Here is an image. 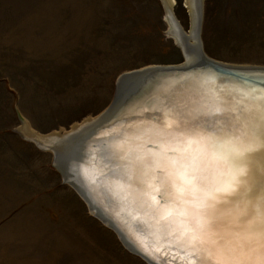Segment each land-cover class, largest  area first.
I'll list each match as a JSON object with an SVG mask.
<instances>
[{"label": "rangeland", "instance_id": "rangeland-1", "mask_svg": "<svg viewBox=\"0 0 264 264\" xmlns=\"http://www.w3.org/2000/svg\"><path fill=\"white\" fill-rule=\"evenodd\" d=\"M163 3L0 0V264H148L63 181L53 154L19 130L68 133L109 108L121 75L183 64ZM202 6L207 56L264 67V0ZM173 10L190 33L186 0Z\"/></svg>", "mask_w": 264, "mask_h": 264}, {"label": "bare ground", "instance_id": "bare-ground-1", "mask_svg": "<svg viewBox=\"0 0 264 264\" xmlns=\"http://www.w3.org/2000/svg\"><path fill=\"white\" fill-rule=\"evenodd\" d=\"M163 2L167 10L170 34L179 46H182L185 51L182 37L188 39H185L186 43H189L192 48L198 46L201 41V28H198L197 22L202 18L203 0H186L192 18V31L188 34L173 16L175 0H163ZM207 58L227 65L225 67L234 66L237 67L236 69H244L255 74L262 72L259 75L264 73V71H256L261 70L255 68L258 66L233 65L214 60L209 56ZM194 59L192 57L191 60L194 61ZM194 64L197 65L195 73L163 74L142 83L116 117L99 129L94 136L81 142L83 155L78 167L86 187L99 200L100 205L110 215V219L119 223V226L137 245L146 244L156 256L155 261L159 260L163 264L164 262L166 264H238L240 261L248 260L249 253L243 251V247H247L245 232L233 220L236 208L230 201L219 199L217 201V233L220 242L215 245L197 243L193 246L185 238L190 234L185 233L184 225L179 223V221H185L191 227L190 217L176 216L174 211L173 215L176 216L177 223L164 228L162 225L167 224V220L160 219L149 208L153 195L156 196L157 201H160L157 207H166L165 202H173L175 199V193L170 184L166 183L161 192L152 191L147 187L148 184L156 185L161 177L173 171L167 161H164L163 167L156 169L154 174L150 173L148 176L137 179L136 158L138 156H142L151 167L152 154H158L165 147L170 148L175 144L170 137L162 138L161 136L165 123L161 119L162 115L171 114L181 123V126H184L188 123V118L197 110L219 107L225 99H231L227 96L228 93L237 97L242 93L264 95V78L262 77L238 80L213 72L199 60L194 61ZM95 120L96 118L88 119L62 135L59 133L41 136L25 123L19 132L26 139L34 141L41 149L50 151L57 142L60 143L78 133L83 127L91 124L89 130L93 128ZM91 131L89 134L93 133ZM168 154L173 155L171 152ZM223 167L222 163L213 160L210 155L201 157V170L208 175L209 180L212 179L215 169H223ZM253 167L256 189L264 190V151L255 155ZM119 185L124 186L123 191L120 190ZM71 187L75 189L74 186ZM75 191L84 199L78 190L75 189ZM184 199L191 200L192 197L185 196ZM221 205L224 206L221 207ZM185 207L194 211L191 205H178L177 210ZM90 211L108 226L96 216L95 211ZM125 247L148 263L147 258L141 253L132 252L126 245ZM157 248L159 252L155 251Z\"/></svg>", "mask_w": 264, "mask_h": 264}, {"label": "snow or ice", "instance_id": "snow-or-ice-1", "mask_svg": "<svg viewBox=\"0 0 264 264\" xmlns=\"http://www.w3.org/2000/svg\"><path fill=\"white\" fill-rule=\"evenodd\" d=\"M227 96L231 99H225L219 107L197 110L184 126L171 114L162 115L165 123L161 136L170 137L175 144L152 154L151 167L138 156L137 179L154 174L167 161L173 171L161 177L156 185L147 187L161 192L166 183L170 184L175 199L165 202L166 207H157L160 201L153 195L149 208L154 215L167 220L162 225L164 228L177 223L176 216L190 217L191 227L185 221L179 223L190 234L185 238L193 246L220 242L217 201H230L236 208L233 220L245 232L247 247L243 251L249 253V259L238 264H264V190L256 189L253 167L255 155L264 151V95L242 93L237 97L228 93ZM205 155L224 166L214 170L211 180L201 170V157ZM119 188L124 190L123 185ZM185 196L192 199H184ZM178 205H191L194 211L187 207L177 210ZM137 250L146 258L156 260L146 244L138 245Z\"/></svg>", "mask_w": 264, "mask_h": 264}, {"label": "water", "instance_id": "water-1", "mask_svg": "<svg viewBox=\"0 0 264 264\" xmlns=\"http://www.w3.org/2000/svg\"><path fill=\"white\" fill-rule=\"evenodd\" d=\"M164 9L167 14L165 6ZM173 16L175 18L174 10ZM201 17H203V14ZM201 20L199 19V22H197L198 28H201L202 26ZM185 39L188 40L185 37H182L181 39L185 48V61L183 64L174 66H151L121 75L117 82V90L113 103L96 118L95 124L92 125L93 128L89 130V126L91 124L89 126L83 127L78 133L66 138L60 143L57 142L55 146H53L52 150H50L54 158V168L59 172L63 178V181L68 185L74 186V188L78 190L84 197L89 209L95 211V214L98 216V218H101V220L108 224L109 228L116 231L124 245H126L132 252H137L139 254L141 252L137 250L138 245L131 240L126 231L119 226V223H115L113 219H110V215L100 205L99 200L93 195L92 191L86 187L78 167L83 155L81 142H85L87 138L94 136L99 129L108 124L112 118L116 117V115L125 106L128 99L139 90L142 83H146L163 74L183 75L184 73H195L194 71L197 65L194 64V61L197 62L199 60L200 62L206 64L210 70L221 76L227 75L228 77L236 78L238 80H245L246 78H264V73L263 75H259L262 74V72H256V74L249 73V71H245L244 69H236L237 67L234 66H229L233 67L229 68L225 67L227 65L212 61L205 55L201 41H199L198 46L192 48L189 43H186ZM187 53L188 55H186ZM188 56L190 58H188ZM192 57L195 58L194 61L191 60ZM255 68L261 69L256 71H264L263 66H258ZM89 131L93 133L89 134ZM39 149L41 148L39 147ZM143 256L145 257V255ZM147 260L149 264H163L159 260H157L159 263L153 259L147 258Z\"/></svg>", "mask_w": 264, "mask_h": 264}, {"label": "crops", "instance_id": "crops-1", "mask_svg": "<svg viewBox=\"0 0 264 264\" xmlns=\"http://www.w3.org/2000/svg\"><path fill=\"white\" fill-rule=\"evenodd\" d=\"M25 140V139H24Z\"/></svg>", "mask_w": 264, "mask_h": 264}]
</instances>
